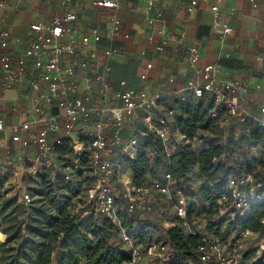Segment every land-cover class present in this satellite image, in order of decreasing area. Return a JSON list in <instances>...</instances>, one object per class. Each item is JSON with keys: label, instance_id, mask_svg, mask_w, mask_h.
I'll list each match as a JSON object with an SVG mask.
<instances>
[{"label": "crops", "instance_id": "0c3cea01", "mask_svg": "<svg viewBox=\"0 0 264 264\" xmlns=\"http://www.w3.org/2000/svg\"><path fill=\"white\" fill-rule=\"evenodd\" d=\"M95 1L0 0V31H7L10 46L16 52H22L32 37L31 24H48L55 16L75 13V21L64 22L70 31L61 37V42L73 46V52L61 54L60 64L76 66L81 58L88 57L99 65L107 64L109 68L106 72L107 89H102L95 81L87 83L82 79L83 75H79L77 95L89 107L119 106L117 93L125 87L142 89L149 96H160L150 109L151 121L146 113H138L144 117L147 127L155 124L160 115H165L171 123L175 121L178 111L168 114L172 100L190 99L186 81L200 80L201 73L196 70L207 64L216 66L214 76L217 82H237L238 91L251 98L245 104L251 120L264 121V113L260 111L264 107V0H197L191 10L188 9L191 0H150V7L149 0H120L115 11L95 5ZM215 4L218 7L216 14L211 10ZM112 14L120 20L116 34L112 32ZM224 26H229L231 31L225 33ZM93 28L101 35L99 42L93 41ZM163 38L166 43L157 50L156 46ZM190 47L196 48L199 54L195 66L189 62ZM105 49L114 53L106 57ZM48 58L44 57L45 60ZM149 63L151 67L147 68ZM141 74H146V78L141 79ZM34 81L39 83V88L32 87ZM120 81L125 84L121 85ZM41 84L40 71L32 63L22 67L19 78L9 86L0 83V118L6 126L28 119L36 128L44 127V122H36L40 117L36 108L45 115L59 114L55 104L39 101L44 90ZM229 91L227 87V93ZM137 118V114L125 118V142L131 138L137 140ZM76 134L70 135L74 137ZM176 134L187 142L182 135ZM193 140L195 138L190 140L191 147L199 152L202 143L196 150L192 146ZM19 148L23 147L10 140L8 129L0 131V155L8 157ZM25 149L31 152L34 160L35 149ZM123 156L126 155L117 149L113 151V158ZM127 173L131 175L130 170Z\"/></svg>", "mask_w": 264, "mask_h": 264}, {"label": "built area", "instance_id": "2783aa9c", "mask_svg": "<svg viewBox=\"0 0 264 264\" xmlns=\"http://www.w3.org/2000/svg\"><path fill=\"white\" fill-rule=\"evenodd\" d=\"M120 0H96L95 5L111 10H116ZM197 0H191L188 9L191 10ZM152 2L149 0L148 5ZM212 12L217 13V5L211 6ZM76 14L69 12L63 17L55 16L48 24L33 23L29 27L32 37L27 41L22 52H16L9 44L8 32L0 31V83L9 86L15 82L20 75V69L29 63L40 71V78L43 92L39 95V101L55 104L60 112L57 115H45L43 111L36 108L40 117L36 119L45 123L44 127L36 128L31 120L25 119L6 126L0 118V131L8 129L10 140L23 148L35 149V160L45 161L51 155H55L56 145L63 143L66 139L73 152L71 164L66 168L73 172L80 169L83 173L84 168H88L91 176L89 187L86 191L85 202L93 209V215L107 216L112 222L120 225L118 220L117 199L121 195L118 189L126 196V210L129 213H135L137 209H144L149 195L152 191H157L165 199L171 202L175 212L176 221L171 225H180L189 229L191 217L188 214V193L183 188L173 186L172 177L165 172L160 178L153 179L150 183L136 185L132 182V177L127 171L129 167L121 160L113 158L115 149L132 158L136 155L138 143L135 138L127 142L123 140V123L126 117H132L138 113H146L150 119V109L155 105L160 96H149L144 90H136L125 87L117 93L120 102L119 106L102 105L98 107H89L83 98L77 95L80 88L78 76L83 75V80L87 83L97 82L102 89L108 88L106 81V72L108 65H99L90 58H81L78 64L61 65L60 55L73 52V46L61 42L64 32H69L70 28L64 25L65 21H75ZM113 25L112 32H119V18L111 15ZM231 28L224 26V32L229 33ZM91 36L94 42H99L101 35L98 29H91ZM166 43L163 38L156 46L161 50ZM114 52L110 49L104 50V55L110 57ZM48 56V60L44 57ZM189 62L195 66L199 54L194 47L188 48ZM147 68L151 64L146 65ZM216 66L207 64L196 71L201 73L200 80L187 79L186 88L195 98L201 97L205 92L213 96L214 106L210 111L211 116H216L218 110H222L226 116L225 122L229 118L238 123H243L251 118L250 113L245 109V104L251 101L238 91L237 82L227 84L216 81L214 72ZM89 72L88 75H85ZM141 79L146 78V74L140 75ZM124 85V81H120ZM32 87L39 88L38 82H32ZM229 87V93H227ZM175 93H171L173 97ZM264 113V107L260 108ZM168 110V114H172ZM264 126V121H260ZM90 124V125H86ZM149 130L155 132L166 143L171 135L172 128L167 123L165 115H160L156 123L150 124ZM71 133H77V136H71ZM224 143L220 141V144ZM227 153L223 152L212 159L215 165H226ZM87 159L86 167L81 165V158ZM227 166V165H226ZM1 171V166H0ZM70 172V173H71ZM69 173L64 172V179L70 181ZM225 179L228 196H222L217 199L215 204L216 219L227 216L230 211L237 216H243L250 204L264 201V195L257 191V187L262 183L255 181L250 174L240 171H228ZM118 187V188H117ZM25 205L29 204L32 197L29 193H23L20 198ZM163 212L158 209V214ZM138 222L134 221L132 227L137 228ZM195 233V230H189ZM253 233L249 230L242 231L238 237L233 240L230 251L218 240H206L203 236L204 244L198 250L199 259L202 262L214 260L215 264H235L239 257L240 249L247 244L248 236ZM120 237L124 244H127L128 260L123 264H143V258L151 259L152 264H164L171 258L169 246L164 242L155 243L142 247L136 243L132 236L120 230ZM257 252H264V240L256 246Z\"/></svg>", "mask_w": 264, "mask_h": 264}, {"label": "trees", "instance_id": "16d2710c", "mask_svg": "<svg viewBox=\"0 0 264 264\" xmlns=\"http://www.w3.org/2000/svg\"><path fill=\"white\" fill-rule=\"evenodd\" d=\"M192 98L189 100L173 99L172 106L168 108L173 112L177 110L179 115L173 123L168 119L167 123L173 132L182 135L187 142L176 146L174 152L169 154L168 141L163 143L155 132L148 129L145 137L138 143L136 155L132 158L123 156L120 159L129 167L132 182L136 185L148 183V176L151 174H153L152 178L156 179L168 172L172 177L173 186L181 188L180 184L188 179L190 172L196 167L203 177V184L193 192V196L197 197L208 215L214 217L217 199L228 196L225 176L231 169L226 165L212 163L214 157L223 152L227 153L226 142L220 144V140L204 138L200 132H211L217 121L225 120L226 116L222 110H218L216 116H211L210 111L214 106V101L210 93L205 92L199 98L193 96ZM241 124L248 132V143L251 146L264 147V126L261 122L250 118ZM196 137H199L202 143L199 152L193 150L190 144V140ZM54 153L59 158L72 153L68 141L64 139L63 143L56 145ZM164 160L168 161V168L160 175L157 168ZM263 164V160L252 158L247 161L243 170L237 169V171L250 174L255 181H260L262 184L257 187V191L264 195V176L262 177L257 172ZM81 165L86 167L85 157L81 158ZM84 169V173L80 169L70 173L76 172L78 180L75 184H73L75 180L66 181L64 172H59L61 178L72 185L66 186L67 188L60 186V182L55 185L50 181L45 183L40 196L45 199L47 206L44 204L31 206V212L18 223L16 230L7 234L6 239L0 243V247L5 248L3 251L8 253L3 264H123L128 260V253L125 254L122 246H117L113 242V239L118 234L120 235L121 228L142 247L159 243H152V233L162 231L163 240L171 251L170 260L164 264H184V260L192 257L195 252L198 253L200 246L204 244L203 236L199 232L184 233L183 227L178 224L162 229L148 219L138 218L135 213H129L126 210V196L122 190L117 199V215L120 225L112 222L107 216L96 218L93 215V209L85 202L87 187L80 203L76 205L73 197L79 192L78 186L82 182L80 179L83 177L84 182H89L91 179L88 168ZM56 187L65 189L69 194L56 196L54 191ZM11 199L12 197L6 198L0 202L1 211H7L6 215L15 214L20 207L19 204L13 205ZM32 202L33 198L29 204L25 205L22 202L21 204L28 207L32 205ZM194 210L195 205L189 204L190 217ZM245 214V216H237L230 211L227 216L217 219L216 223L212 222L213 224L210 223L208 226L218 231L214 224L227 223L236 237L245 230L258 234L263 233L264 201L250 204ZM134 221L139 224L137 228L132 227ZM11 241L15 244H10ZM251 252L252 250L246 252L245 257H249L247 253ZM249 264H264V252L260 259Z\"/></svg>", "mask_w": 264, "mask_h": 264}, {"label": "rangeland", "instance_id": "374dc122", "mask_svg": "<svg viewBox=\"0 0 264 264\" xmlns=\"http://www.w3.org/2000/svg\"><path fill=\"white\" fill-rule=\"evenodd\" d=\"M192 98L191 94H189ZM168 108V107H167ZM175 112V111H174ZM172 113V115L174 114ZM152 113V112H151ZM142 114V112H141ZM145 115V114H144ZM144 117L138 114V118L135 121V137L138 143L145 137L146 131L148 130L147 124ZM170 121V120H169ZM153 122V119H152ZM171 122V121H170ZM201 136L204 138H212L215 141L226 142L227 146V156L226 165L233 172L237 169L243 170L247 161L252 158H257L258 160L264 161V147L262 146H251L248 143V132L246 128L235 120L229 118L226 123L225 120H218L215 128L211 132L201 131ZM199 137L193 140L192 146L194 149H198ZM184 140L180 139L175 132H171L170 138L167 143V148L169 154H172L176 146L183 144ZM73 158V152L67 153L64 157L59 158L56 155H51L45 161L33 160L31 158V152L25 148L16 149L10 156L4 158V154L0 155V202L6 198L12 197V204H19L20 207L17 209L15 214L6 215V212L1 211L0 207V243H2L7 234L16 230L18 223H20L27 214L31 212V206H37L39 204H44L47 206L45 199L40 196V191L44 187L47 181L55 185L60 182V186H72L70 183L64 181L59 172L63 171L69 173L66 166L71 164ZM66 164V165H64ZM168 161L164 160L163 163L157 168L158 174H163L168 168ZM257 172L263 177L264 176V164L258 168ZM153 174L148 176V182H151ZM76 172L70 175V179L75 180L73 184L78 180ZM83 177L80 179L82 182L79 183V192L73 197V202L77 205L80 203V199L83 197L85 188L89 187V182H84ZM203 184V177L199 174L196 168L192 169L188 179L183 181L180 186L188 193L189 204L195 205V210L191 216V225L188 228L184 227V233L189 232V230H195L199 232L206 240H218L222 245L226 247L227 251L231 250L233 240L235 239L234 232L230 229L227 223L214 224L218 229L212 230L209 228L208 224L212 222H217L218 220L214 217L208 215L204 206L199 202L196 196H193V192ZM67 188V187H66ZM118 188V187H117ZM122 190V187L118 188ZM55 195L58 197L65 196L69 194L65 189L55 188ZM23 193H29L33 198L32 205L25 207L21 204V195ZM162 208L163 212L159 215L158 209ZM8 210V209H7ZM135 214L140 219H148L154 224L159 225L162 229L171 227V222L176 221L175 212L172 208L170 201L165 199L157 191H152L149 195V200L146 202V207L144 209H137ZM246 215V214H245ZM244 215V216H245ZM213 224V223H212ZM23 228V225H22ZM164 239V234L161 232L152 233V243L162 242ZM264 240L263 233H251L247 238V244L245 247L240 249L239 257L235 264H249L250 262L260 259L262 257V252L256 251V246ZM115 245L122 246L123 252L128 253V245L122 244L120 235L118 234L116 238L113 239ZM10 244L14 245L15 242L11 241ZM5 248L0 247V264H3L7 257V252H4ZM252 250L249 257H245L246 252ZM3 251V252H2ZM245 254V255H244ZM143 264H152L151 259L144 257ZM184 264H215L214 260L209 262H201L198 253L184 260Z\"/></svg>", "mask_w": 264, "mask_h": 264}]
</instances>
